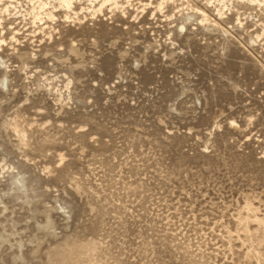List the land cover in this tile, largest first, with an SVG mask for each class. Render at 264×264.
Returning <instances> with one entry per match:
<instances>
[{
    "label": "rangeland",
    "instance_id": "374dc122",
    "mask_svg": "<svg viewBox=\"0 0 264 264\" xmlns=\"http://www.w3.org/2000/svg\"><path fill=\"white\" fill-rule=\"evenodd\" d=\"M2 78L0 264H264V0H0Z\"/></svg>",
    "mask_w": 264,
    "mask_h": 264
},
{
    "label": "bare ground",
    "instance_id": "6f19581e",
    "mask_svg": "<svg viewBox=\"0 0 264 264\" xmlns=\"http://www.w3.org/2000/svg\"><path fill=\"white\" fill-rule=\"evenodd\" d=\"M107 1H109V0H104V2H107ZM70 4H71V0H60V5L63 6L65 9L66 8L68 9L70 7ZM36 10H37L36 11V16H34V17L39 16V14L44 10V6L42 4H40V5L36 6ZM159 10H160V8H159ZM22 63H24V62H22ZM3 84H4V78L0 79V86L3 85ZM67 86H63V87L65 89H67L68 88ZM65 89H64V91H65ZM11 125H13V124H11ZM13 130H14L15 136L18 138L17 140H20V141H24L25 140V134H24L25 132L22 130V128H19L18 126L15 125ZM12 170H13L12 166H10L8 164H5L4 162L2 163V168H1L0 172H5L6 171L8 174H10V177L8 176L9 180H8V186H7V194H10L15 200H25V202H27L28 199H29V196H28V190H27V187H26L24 176L21 173L14 174V172L13 173L11 172ZM74 187L76 188V190H78V184L76 182H74ZM246 203H247V201H246ZM253 210L254 209H253L252 204H249V205H247L244 208V211H246L247 217L249 216V214ZM52 229L53 228H52L51 221L49 219V215L46 214L45 217H44V230L47 231V232H50V231H52ZM2 240L0 239V241H1L0 243L1 244L3 243ZM90 243H91V241H90ZM90 243L89 242L88 243H83V244L80 243L82 245L79 244V245L68 246V247L64 246L63 248H59L58 247V249H55V250H53L51 252V254L49 256L50 260L53 262V264H100L99 263L100 262V258L99 257H100L102 249L100 248V246H96L95 243L94 244H90ZM74 244H76V243H74ZM101 247H102V245H101ZM186 249L187 248H185V250ZM185 252H187V251H185ZM200 253H198V254H200ZM193 256H196V255H193ZM203 259H204L203 257H200V259H198V261H193L194 259L193 260L191 259L192 261L189 260L190 261L189 263H191V264H202L200 261L203 260Z\"/></svg>",
    "mask_w": 264,
    "mask_h": 264
}]
</instances>
